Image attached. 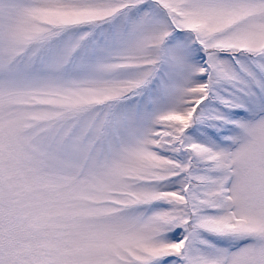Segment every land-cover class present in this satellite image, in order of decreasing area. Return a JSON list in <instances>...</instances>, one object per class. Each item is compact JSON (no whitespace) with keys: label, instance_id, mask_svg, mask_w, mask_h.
<instances>
[{"label":"snow or ice","instance_id":"1","mask_svg":"<svg viewBox=\"0 0 264 264\" xmlns=\"http://www.w3.org/2000/svg\"><path fill=\"white\" fill-rule=\"evenodd\" d=\"M0 264H264V0H0Z\"/></svg>","mask_w":264,"mask_h":264}]
</instances>
